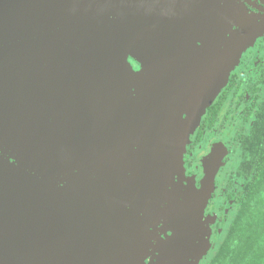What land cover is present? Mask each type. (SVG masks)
Listing matches in <instances>:
<instances>
[{"label":"water","instance_id":"95a60500","mask_svg":"<svg viewBox=\"0 0 264 264\" xmlns=\"http://www.w3.org/2000/svg\"><path fill=\"white\" fill-rule=\"evenodd\" d=\"M176 1L0 0V264H145L162 219L150 264H199L220 151L200 189L175 178L262 29Z\"/></svg>","mask_w":264,"mask_h":264},{"label":"flooded vegetation","instance_id":"af4514ba","mask_svg":"<svg viewBox=\"0 0 264 264\" xmlns=\"http://www.w3.org/2000/svg\"><path fill=\"white\" fill-rule=\"evenodd\" d=\"M187 1L189 3L185 4L189 6L194 3L193 0ZM220 1L235 10L237 8L241 12L240 18L243 22L246 23L249 19L257 22L262 33L258 37L259 42L257 38L255 46L248 49L249 57L247 62L242 64L243 70L241 72L236 70L231 74L228 85L207 110L200 127L187 145L184 153L185 173L181 182L184 187H187L190 181V184L195 183V186L200 189L202 180L207 173V170L203 168L202 161L210 157L214 150H219V155L223 158V165H220L216 177L218 182L215 198H219L223 194L228 199L229 205H235V210L238 212L240 208L238 197L242 193L244 183L249 179V176L252 179L256 174L254 171H251L250 174L245 171L246 165L257 163L259 168V162H262L261 156L264 157V142L257 139L256 145L252 143V139L255 138L252 132L256 128L264 133V0ZM176 3L180 5L182 1L178 0ZM181 11L183 12V10ZM182 15L186 17L184 12ZM233 15L235 14L233 13ZM234 30L237 28L234 27ZM130 63L135 71L140 70V66L133 60H130ZM217 107H219V111L215 112ZM223 115L226 132L219 127ZM217 128H219L218 131ZM203 146H208L209 151L200 158V149ZM256 150L260 152H256ZM124 156H128V154H124ZM175 179L176 184L180 182L179 177ZM224 220L222 218L221 222L214 226V236L221 233L220 224Z\"/></svg>","mask_w":264,"mask_h":264},{"label":"trees","instance_id":"16d2710c","mask_svg":"<svg viewBox=\"0 0 264 264\" xmlns=\"http://www.w3.org/2000/svg\"><path fill=\"white\" fill-rule=\"evenodd\" d=\"M216 111H219V107ZM252 133L255 136L252 139L253 145H256L257 139L264 142L262 130L256 128ZM261 158L262 162L258 161L259 168L257 163L246 165L245 171L249 174L254 171L256 174L245 181L238 197L239 211L234 215L226 233L224 232L225 235L208 264H264V157ZM222 211L227 212V209L223 208ZM224 225L222 222L220 229ZM216 236L219 237L220 234L217 233Z\"/></svg>","mask_w":264,"mask_h":264},{"label":"rangeland","instance_id":"374dc122","mask_svg":"<svg viewBox=\"0 0 264 264\" xmlns=\"http://www.w3.org/2000/svg\"><path fill=\"white\" fill-rule=\"evenodd\" d=\"M181 1H182V4H180V5L178 3H176L178 5V7H180V8L182 6H184V5H186L185 3L188 2L187 0H181ZM170 5H172V4H165V6H170ZM185 12H187V11H185ZM63 26L64 25H61V21H58V20H55V19H47V20L44 21V23L40 24L37 28L40 30V32L45 33V32H53L55 30L61 29V28H63ZM258 40H259V38L257 39V41ZM254 44H255V42L249 48H253L255 46ZM248 49H246L245 52L240 55L239 61H238V65L234 68L232 73L234 71H236V70H237V72H241L243 70L244 66L242 67V64L246 63L247 60H248V57H249V53L247 52ZM250 50H252V49H250ZM219 127L223 128L225 130V132L227 131L224 115L222 116L221 121L219 122ZM218 129L219 128H217V131H218ZM199 147H201V146H199ZM200 150H201V152L199 154L200 158H202L206 154V152L209 151L208 150V146H205V147L203 146L202 149H200ZM204 159H205V157H204ZM207 159L202 161L203 168H205L204 162ZM184 168H185V165H184ZM218 172H219V170H218ZM216 177H217V175H216ZM217 182H218V180L215 178V182H214L215 183V186H214L215 189L212 192L211 198L209 199L208 205H207L206 210H205V218H208L210 216L213 218V223L210 225L212 233H211V236L209 237L208 241L205 243L206 250L203 252V255L201 257V260H200L199 264H208L209 260L212 257L213 252L219 246L221 240L223 239V237H224V235L226 233L227 227L231 223L234 215L236 214L235 205L234 206H230L229 203H227L228 199L225 198L223 194L219 198H215L217 196V189H216ZM175 184H176V182H175ZM182 185H184V184H182L181 179H180V182L177 183V186L184 187ZM189 186H190V181L188 182V186L187 187H189ZM171 207H172L171 204L169 206V203L166 202V204H165V209H166L165 212H168L169 209L171 210ZM223 208H224V210L227 209V212L222 211ZM222 218H225V221H224L225 225H224V227H222L220 236L219 237L214 236L213 235V228H214V226H216V224L218 222H221ZM172 236H173V232L170 231V230H167L165 228V224H164V220L163 219L160 220L158 225L154 228V230L150 234V238H151L150 239V248L148 250L147 257H146L144 263L145 264H150L152 262V260L159 255L158 252L157 253L155 252L156 248L158 246H160L162 243H169V239L168 238H170ZM162 246H163V244H162ZM207 247H208V249H207ZM154 263H157V261L154 260Z\"/></svg>","mask_w":264,"mask_h":264}]
</instances>
